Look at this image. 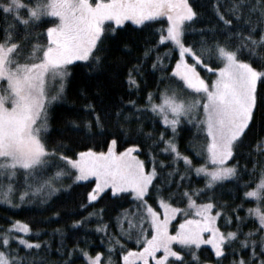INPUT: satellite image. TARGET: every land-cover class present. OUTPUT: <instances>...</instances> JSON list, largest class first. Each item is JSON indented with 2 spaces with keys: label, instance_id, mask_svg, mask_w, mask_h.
<instances>
[{
  "label": "snow or ice",
  "instance_id": "6c2138e0",
  "mask_svg": "<svg viewBox=\"0 0 264 264\" xmlns=\"http://www.w3.org/2000/svg\"><path fill=\"white\" fill-rule=\"evenodd\" d=\"M212 8L219 26L199 30L200 40L193 42L187 34L196 31L191 24L200 14L190 0H0V18L6 25L0 29V200L13 205L17 192V199L24 202L58 191L55 185L61 180L91 183L92 178L95 182L86 193L87 202L108 195L106 189L113 199H132L115 218L114 226L119 231L109 234L108 249L111 252L118 245L123 264H188L185 253L193 264H210L199 260L201 245L211 246L217 264L226 254L234 257L230 264H264V135H256L251 144L250 154H255L252 170L257 171L256 156L261 158L260 168L253 186L244 185L247 190L241 197L255 201L256 206L247 213L255 217L256 226L243 231L244 218L237 211L242 206L233 207L230 216L225 211L227 206L217 203L212 195L225 182L239 181L238 164L230 161L256 129V113L264 107V88L258 92V84L264 85V0H228L226 6L221 0H213ZM9 15L12 23L8 22ZM158 18H166V26L157 29L156 43L135 57L138 63L127 68V84L137 92L142 90L141 66L155 53L151 67L164 73V79L178 78L183 88L148 91L143 104L134 99L122 101L132 107L133 113L117 108L114 115L122 128L121 120L130 124L138 121L141 113L151 112L171 131L168 136L161 131L155 139L159 152L170 154L173 165L183 161L187 171L202 176L203 187L183 186L187 171L171 167L169 177L180 179L161 184L176 183L180 190L165 191L161 184L154 183L158 176L156 158L149 153L151 167L146 170L144 160L136 154L140 142L117 151L118 138L113 133L106 141V151L86 147L72 156L57 152L46 142L49 108L65 94L71 68L76 67L73 62H84L80 67L85 74L104 70L107 40L123 32L128 21L149 27ZM37 28L39 33L34 32ZM165 42L171 48H165L161 55L157 47ZM122 47L129 45L124 43ZM172 52L176 53L175 63L168 74L165 58L173 59ZM198 68L208 76L201 75ZM83 107L92 114L91 120L83 121L84 127L102 128L95 106L89 102ZM69 123L79 127L75 120ZM182 123L192 124L204 134L203 143L192 148L203 163L193 165L192 157L178 149L176 134ZM260 127L264 128V123ZM137 130L153 138L142 127ZM124 142L119 140L121 145ZM55 160L65 167H55L45 175ZM159 164L163 166L164 161ZM21 182L22 188L16 187ZM181 203L183 207L178 206ZM79 206L84 208L85 204ZM102 212L94 210L88 216ZM177 217L179 222L173 224ZM221 220L223 223H218ZM82 223H86L83 217L72 221L73 227ZM31 231L30 225L19 219L0 230V264H30L12 244L40 249L38 239L25 238ZM96 231L108 233V225L97 224ZM124 238L138 247H126ZM74 250L86 264H101V252L93 255L79 245L67 251L63 264H71ZM106 264H111L110 256Z\"/></svg>",
  "mask_w": 264,
  "mask_h": 264
},
{
  "label": "trees",
  "instance_id": "16d2710c",
  "mask_svg": "<svg viewBox=\"0 0 264 264\" xmlns=\"http://www.w3.org/2000/svg\"><path fill=\"white\" fill-rule=\"evenodd\" d=\"M190 2L200 15L191 24V29L196 31H189L187 39L198 42L201 35L199 30L218 27L219 22L212 8L213 0H190ZM221 3L226 6L228 0H221ZM0 17H3L2 11H0ZM11 18V15H9V23H12ZM5 26V21L0 18V29ZM162 26H166V18H158L157 21L151 22L149 27L137 26L130 21L126 22V28L123 32H120L116 38L105 42V69L102 71L85 74L84 68L80 67L84 62H73L76 67L71 68V74L66 82L65 94L58 101L52 103L49 108V129L46 142L50 148H55L57 152H63L69 156H72L74 152L84 150L86 147H92L96 151H105L107 150L106 141L112 138L110 133H113L118 138L117 151L127 147L131 142H140L141 147L137 153L144 160L146 169L151 167L149 153L156 158L158 176L154 179L155 184H161L162 181L169 179L172 181L180 179L176 175L169 177L168 174L171 167H175L179 172H186L183 161H177L173 165L172 156L168 153L159 152L158 147L154 144L161 131L165 132V136L171 135L169 129L163 126L151 112L141 113L140 119L138 121L134 119L130 124H125L121 120L122 128L118 127L114 115L117 108H120L124 113H133L132 107L122 103V101L134 99L138 104H143V98L148 91L156 93L159 89L178 85V78L164 79V73L151 67L155 53L151 54V58L145 59L141 66V71L144 74L141 91L137 92L129 88L125 78L127 68L138 63L135 57L141 56L145 47L156 43L158 38L156 31ZM17 27L19 26L17 25ZM34 32L39 33L40 29H34ZM204 35L207 37L210 36V33L205 32ZM217 35L219 36V33ZM40 39L44 41L43 37ZM124 43H127L129 47L123 48L122 44ZM165 48H171V45L165 42L163 46L157 47V52L163 55ZM172 56L173 59L171 60L165 58V64L167 65L165 72L168 74L171 73V67L175 63L176 53L172 52ZM215 66L217 65L214 64L213 67ZM261 88H264V85L258 84V92ZM89 102L95 106L100 114L102 128L93 126L91 129H86L84 127L83 121L92 119L91 112L83 107ZM106 112L111 114L106 115ZM72 120H75L79 127H73L69 123ZM256 121V129L248 134L244 144L235 150V159L230 161L238 164L239 181L225 182L222 186L216 187L212 193L217 203L227 206L225 211L230 216L233 207L236 205L242 206L237 211L244 218L242 228L245 232L256 226L253 223L255 217H251L247 213L249 208L256 206L255 201L251 198L242 199L241 197L242 193L247 190L244 185L253 186V181L257 178L260 168L261 158L256 156L257 171L252 170L255 154H250V151L256 135H264V128L260 127L261 123H264V107H261L256 113ZM138 126L142 127L144 133L151 132L153 138L148 139L142 135L137 130ZM121 139L125 141L122 145L119 143ZM203 140L204 134L197 132L192 124L182 123L178 126L176 135L178 149L185 155L192 157L193 165L204 162L201 157L196 156L192 151L193 145L199 146L203 143ZM162 147L163 145L160 144L159 148ZM159 161H164V165L161 166ZM62 165L61 161L55 160L54 167L49 169L45 175L55 170V167H61ZM92 184H94L93 179H91V183L89 181L71 183V187L59 190L49 200L41 203L23 204L19 207L0 203V230L7 228L9 223L16 219L30 225L32 231L25 236L27 239H38L41 242V248L28 250L22 245L18 246V242L12 244L13 248L18 247L21 256L25 257L30 264H63L67 251L74 249L76 245H79L80 248H86L93 255L95 252H101L103 258L110 256L115 264H122L119 246H115L111 252L108 249L109 234L116 235L119 231L114 226L115 218L121 208L129 207L132 199L130 196L119 200L113 199L110 191L106 190L108 195L102 194L103 198L87 202L86 193L90 190ZM203 184L204 179L202 176L187 171L183 186L203 187ZM21 185L22 182L19 186ZM161 186L165 191L180 190L177 188L176 183H172L170 186L161 184ZM152 202L149 199V203ZM82 203L85 204L84 208L79 206ZM178 206L183 207L184 205L181 203ZM101 209L103 210L101 214L88 216L89 212L94 210L99 212ZM82 217L86 219V223L73 227L72 221ZM179 219L180 217H177L174 222H178ZM218 223L222 224L223 221H218ZM97 224H107L108 233L97 232ZM57 229L60 231H56ZM122 243L128 248L138 247L134 241H129L126 238L122 239ZM197 255L201 262L208 260L210 264H217V258L208 245L201 246L197 251ZM241 255H244V253H241ZM233 258V256L226 254L220 260V264H230ZM185 260L188 261V264H193L192 258L187 253H185ZM71 264H86V261L78 251L74 250Z\"/></svg>",
  "mask_w": 264,
  "mask_h": 264
},
{
  "label": "rangeland",
  "instance_id": "374dc122",
  "mask_svg": "<svg viewBox=\"0 0 264 264\" xmlns=\"http://www.w3.org/2000/svg\"><path fill=\"white\" fill-rule=\"evenodd\" d=\"M21 15H23V13H21ZM12 19V18H11ZM13 22V21H12ZM40 42L41 43H43L44 41H43V39H40ZM198 71H200L201 72V75H204V76H208V74L205 72V71H203V70H201L200 68H198L197 69ZM177 82H179L178 83V85L177 86H174V85H172V86H170V87H172V88H175V89H177V90H181L182 88H183V85H182V83L178 80ZM185 94H187V93H185ZM61 98V97H60ZM60 98H58L57 100H55V101H53L52 103H55L56 101H58ZM189 124V123H188ZM178 129V128H177ZM177 135V134H176ZM106 151V150H105ZM137 155H139L138 153H136ZM141 158V157H140ZM62 168L63 167H65L64 166V164L61 166ZM147 170V169H146ZM54 171V170H53ZM52 172V171H51ZM51 172L49 173V174H47V175H50L51 174ZM90 179H92V178H90ZM94 180V179H93ZM95 182V181H94ZM72 182L70 181V180H67V179H64V180H61V181H59L58 183H56V187H57V189H59V190H61V189H63V188H66V187H64V185H69V184H71ZM16 187H18V188H22V185L21 186H19V185H17ZM58 190V191H59ZM107 190V189H106ZM105 190V191H106ZM58 191H56V192H53V193H51L50 195H47V196H40V195H37L35 198H32V199H30V200H25L24 202H20L18 199H17V197H18V192L17 193H15V194H13V205H15V204H18L19 206H21V205H23V204H33V203H41V202H45V201H47V200H49L54 194H56ZM0 203H3V204H7V203H5L3 200H0ZM7 205H10V204H7ZM13 205H10V206H13ZM14 207V206H13ZM175 221V220H174ZM173 221V224H177L178 222H174ZM29 234V233H28ZM26 235V234H25ZM25 238H26V236H25ZM201 246H203V245H201ZM208 246H210V245H208ZM211 247V246H210ZM101 264H106V258H101ZM111 264H115L112 260H111ZM122 264H123V261H122Z\"/></svg>",
  "mask_w": 264,
  "mask_h": 264
}]
</instances>
